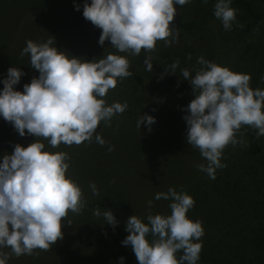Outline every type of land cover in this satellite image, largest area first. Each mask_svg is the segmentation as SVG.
Here are the masks:
<instances>
[{
	"label": "trees",
	"instance_id": "1",
	"mask_svg": "<svg viewBox=\"0 0 264 264\" xmlns=\"http://www.w3.org/2000/svg\"><path fill=\"white\" fill-rule=\"evenodd\" d=\"M5 2L1 11L13 10L15 20L12 37L7 42L0 40V80L7 77L10 67L19 68L25 75L14 86L16 90L23 91V85L39 75L30 65L29 55L21 56L29 40L41 43L53 39L59 51L86 61L108 54L126 56L132 72L103 97L107 105L128 104L123 113L113 116L110 126L104 122L98 126L104 145L95 141V134L91 142L78 146L61 144L53 149L42 141L46 150L68 154L66 175L80 186L85 207L79 214L70 212L68 218H62L63 238L48 251L36 249L32 255L16 257L10 248L0 249L9 255L7 264H119L121 257L124 264H138L131 246L121 243L129 234L125 231L127 219L136 215L147 222L149 213L171 214V201L154 199L153 178L147 171L150 161H142L147 148L152 149L148 153L163 155L162 161L172 167L165 177L155 178L154 184L170 180L168 188L183 190L195 200L187 215L201 221L205 231L198 264H264V136L256 137L255 130L242 127L237 134L241 143L224 149L221 163L227 166L217 169L216 178L210 179L197 168L207 161L186 142V112L182 109L194 97L180 71L188 69L194 76L201 68L197 58L202 56L234 72L250 74V87L264 90V0H232L230 7L237 10V16L231 30H225L214 17L216 0L207 4L192 0L170 22L179 29L177 42L165 45L158 41L154 51L142 50L137 56L114 48L110 52L105 48L108 40L100 45L99 37L88 34L89 24L82 14L84 0ZM26 2L32 6L27 13ZM17 34L18 41L11 43ZM148 56L152 57L151 72L144 64ZM176 61L179 67L175 73L165 72ZM144 114L155 117L150 130L144 124L137 127ZM35 139L19 136L11 123L0 118V156L12 153L16 144L27 147ZM93 183L98 195L90 187ZM97 208L100 217L93 214ZM108 209L119 221L115 228L105 224L103 212Z\"/></svg>",
	"mask_w": 264,
	"mask_h": 264
},
{
	"label": "clouds",
	"instance_id": "2",
	"mask_svg": "<svg viewBox=\"0 0 264 264\" xmlns=\"http://www.w3.org/2000/svg\"><path fill=\"white\" fill-rule=\"evenodd\" d=\"M192 0H84L83 17L102 30L98 43L110 41L119 53L137 56L142 50L152 52L158 41L165 45L177 42L179 29L170 26L177 8ZM207 4L208 0H202ZM232 0H216L213 15L225 30H231L237 10L230 7ZM77 11L80 5H74ZM171 37V39H168ZM54 45V46H53ZM28 54L30 65L38 77L18 85L25 75L17 67L7 70L0 80V118L11 123L19 136H34L27 147L14 146L10 154L0 156V249L10 248L16 257L32 255L34 250L48 251L63 238L62 218L69 213L79 214L85 207L80 186L66 175L70 164L65 152L46 150L59 145H80L95 141L104 145L98 134L101 122L110 126L114 115L123 113L127 102L107 105L103 97L119 81L132 76L126 56L108 54L86 61L59 51L55 41L26 42L21 56ZM191 59V57H188ZM152 57L144 60L146 71L153 70ZM201 68L192 76L181 69L183 80L190 83L193 99L182 109L186 112V142L199 150L207 164L197 168L210 179L221 163L224 149L241 143L237 134L242 127L255 130L256 137L264 136V90L250 87V74L237 73L227 67L198 57ZM179 61L165 72L175 73ZM155 117L140 115L137 127H149ZM109 151L113 148L109 147ZM94 195L96 185L90 184ZM155 200L171 201V214H151L146 221L130 216L121 242L131 246L138 264H198L202 251L201 238L205 235L202 222L187 215L195 205L187 192L169 187L158 192ZM149 209L152 201L147 202ZM100 217L97 208L94 213ZM105 224L115 228L119 221L108 209L103 212ZM68 223L70 224L69 220ZM177 253H182L179 258ZM9 255L0 251V264H7ZM124 257L119 264H124Z\"/></svg>",
	"mask_w": 264,
	"mask_h": 264
},
{
	"label": "rangeland",
	"instance_id": "3",
	"mask_svg": "<svg viewBox=\"0 0 264 264\" xmlns=\"http://www.w3.org/2000/svg\"><path fill=\"white\" fill-rule=\"evenodd\" d=\"M5 1L6 0H0V40H5V42H7L12 37L11 36L12 32H13L12 25H13V22L15 20V14L13 13V10L9 11V12H2L1 11L2 7L7 6V3ZM18 1H29V0H18ZM194 1H197V0H194ZM25 5H26V13H27V9H28V11L29 10L32 11L31 3L26 2ZM176 8H177V12H176V15H177L182 10V6H176ZM86 21L89 24V26H88L89 28L87 31L88 34L91 37H100L102 30L95 27L90 21H88V20H86ZM18 37H19V35L17 34V37H15L11 41V43L17 42ZM184 37H186L187 39H189L191 41H196V38L188 37V36H184ZM184 37L182 36L181 38L184 39ZM105 48H107L110 52H112V50H113V47L111 46L109 41L106 42ZM149 151H152V149L147 148V150L143 154L142 161H144L146 158H148V162L150 161V166L147 167V171L150 174V176L153 178V181H152L153 193L155 194L158 192H167L168 186L170 184V180H167L165 183L157 181V183L154 184V179L158 178V177H165L166 173H168L172 167L168 163V161H166V162L162 161L161 157H163V155H160V154L154 155V154L148 153ZM150 157H155V158L150 159ZM137 210H139L140 212L143 213V208L141 206L140 207L138 206ZM102 238H103V236H102Z\"/></svg>",
	"mask_w": 264,
	"mask_h": 264
}]
</instances>
